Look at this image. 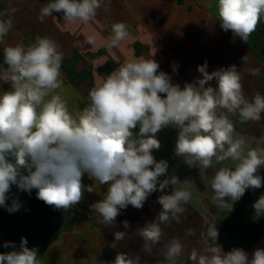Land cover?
<instances>
[{
	"label": "clouds",
	"instance_id": "1",
	"mask_svg": "<svg viewBox=\"0 0 264 264\" xmlns=\"http://www.w3.org/2000/svg\"><path fill=\"white\" fill-rule=\"evenodd\" d=\"M101 6L102 0H53L41 7L38 19L43 22L45 17L62 12L68 23H88ZM262 15L264 0H218L222 30H230L244 42ZM12 27V19L0 18V43ZM111 31L113 47L129 35L124 22L113 23ZM58 49L55 41L39 36L30 45L3 49L7 68L0 70V80L11 88L0 93V207L9 213L21 207L18 198H13L11 205L7 203L13 185L29 194L37 190V199L55 209L74 207L82 201L85 190L93 192L92 185L82 182L85 174L107 185L103 199L90 205L105 226L114 225L122 209L129 205L141 209L152 193L160 192L157 202L161 210L154 221L138 228L144 240L142 251L150 253L163 235L160 225L178 222L192 195L186 181L183 188L173 187L180 180L175 175L169 177L168 162L157 161L153 155L161 147L157 134L169 126L178 130L174 154L189 168H210L213 158L217 162L238 161L234 168H219L211 179L212 200L220 207L231 211L246 190L264 186V177L259 174L264 168V150L249 148L245 152V140L234 139L233 122L225 114H239L241 122L259 121L264 95L245 96L235 65L211 73L206 63L199 65L202 78L181 88L160 70L154 58L141 57L122 64L93 87L90 105L73 118L61 96L51 95L62 84L63 53ZM177 67L173 64V71ZM258 73L256 69L251 74ZM213 80L215 87L209 84ZM170 185L168 193L165 190ZM252 207L257 216L264 215V195ZM122 224L128 229L127 220ZM113 235L115 242L121 241L126 231ZM218 235L217 226L210 225L207 236L217 246L200 255L199 264H264V248H256L251 257L242 248L224 252L217 243ZM115 242L111 247L115 248ZM27 244L21 237L16 250L15 244L6 242L4 247L13 250L0 253V264H41L38 249ZM182 252L180 241L173 239L165 245L163 256L167 264H178ZM191 258L197 259L195 251ZM109 264H140V257L118 252Z\"/></svg>",
	"mask_w": 264,
	"mask_h": 264
},
{
	"label": "crops",
	"instance_id": "2",
	"mask_svg": "<svg viewBox=\"0 0 264 264\" xmlns=\"http://www.w3.org/2000/svg\"><path fill=\"white\" fill-rule=\"evenodd\" d=\"M51 2L53 0H0V13H7L0 18L13 21V27L0 43V53L4 55L3 49L7 46L30 45L38 36L55 41L63 53L62 84L51 95L61 96L73 118H78L90 105L87 85H99L122 64L141 57L154 58L160 70L169 69L174 73H179L180 64L185 61L193 82L202 78L197 71L199 65L206 63L209 73L235 65L242 77L245 96L251 99L257 92L264 95V15L244 42L230 30H222L218 0H102L101 8L88 23H68L58 13L41 22L38 19L40 9ZM115 22L126 23L129 32L117 47L111 46V27ZM135 37L140 42H135ZM89 38L93 43H88ZM173 64L178 65L176 71H173ZM5 68L0 64V70ZM256 69L259 73L252 75ZM209 84L215 87L216 81ZM10 88V84L0 80V93ZM51 95L45 99H50ZM225 114L232 120L234 129L245 138L255 141V135L264 131V113L255 122H241L239 114ZM226 166L235 167L232 164ZM259 172L264 174V169ZM209 175H214L212 167ZM185 181L191 199L184 205L185 211L179 214L178 222L170 220L160 225L163 235L150 253L142 251L144 240L138 228L154 221L161 210L157 202L160 192L152 193L141 209L131 205L122 209L114 225L105 226L90 205L103 199L107 185L89 179L87 174L82 182L86 186L92 185L93 192L85 190L82 201L68 209L48 206L37 199V190L33 189L29 194L13 185L7 203L11 205L12 199L18 198L21 207L13 213L0 207V253L13 250L11 246L4 247L6 242L15 244V249L19 250L21 237H24L29 248L38 249L41 264H109L118 252L131 257L138 255L140 264H167L163 256L165 245L177 239L183 246L178 264H199V256L217 246L207 236L208 227L213 224L219 233L217 243L224 252L242 248L251 257L256 248H264V227L234 231L222 218L221 211L229 208L216 206L204 196V190L200 192L204 187L197 189L192 180ZM185 181L180 180L173 187L183 188ZM165 191L170 193L172 186ZM255 192L259 198L264 193V186L253 190ZM227 202L230 203V198ZM254 202L253 196L242 197L233 203L232 209L238 213L243 206ZM125 220L129 223L128 229L123 227ZM117 231H126V235L115 242L113 233ZM245 236L251 238L243 240ZM114 242L115 248L111 247ZM193 251L197 253L196 260L191 258Z\"/></svg>",
	"mask_w": 264,
	"mask_h": 264
},
{
	"label": "rangeland",
	"instance_id": "3",
	"mask_svg": "<svg viewBox=\"0 0 264 264\" xmlns=\"http://www.w3.org/2000/svg\"><path fill=\"white\" fill-rule=\"evenodd\" d=\"M135 38L137 39V40L134 39L135 42H140L137 37ZM183 63L181 62L180 64L181 66H180V69L178 70L179 73H174L172 72V70H169V69L168 70L161 69V71L167 73L171 77L172 83L179 84L181 88H183L185 83L193 82L189 78L190 75L188 73V65H186L187 63L185 61ZM110 67L113 68L114 66L110 65ZM93 87L94 86H92L91 84L87 85L88 89H86V92L88 93V99H89V92ZM239 126L241 127L242 125H239ZM133 131L135 135V133H138V128ZM177 135H178V130L171 126L162 129L157 134V139H159L161 147L159 150L153 151V155L155 159L157 161L163 159L168 162L169 168H168L167 175L169 177H171L172 175H175L181 181H185L187 179L192 180V184H195L197 186V189L199 187H204V189H201L200 192L204 190L205 191L204 196H206V198H208L209 201H213L212 196L214 195V192L211 188V179L215 175V172L218 171L219 168H221L222 166L231 165V164L235 165L238 163V161H232L231 159H228L222 162H217L215 158H213V164H212V168L214 170L213 176L209 175V170L211 169V167L204 169V170H200L197 167L189 168L183 162V159L181 157H177L174 154V148H175V142L177 139ZM233 137L234 139L243 138L245 140L246 142L245 152L249 148L264 150V131L262 132L261 135H258V136L255 135V141L250 140L249 137L245 138V135L236 129H234ZM225 147H227V145ZM261 169H264V168H261ZM259 174L262 177H264V174H262L261 172H259ZM161 178L164 179L166 177H161ZM261 195H264V193H262ZM249 196H253L255 198V201L258 198L256 192L253 193L252 189L246 190L243 197L246 198ZM214 203L217 206L218 203L217 202H214ZM221 212H222V218L223 220H225L224 222H228L229 227H231V229H233L234 231L244 232L245 229L251 230V229H259L261 227H264V215L257 216L255 214V210L253 209L252 205L243 206L240 209V212L238 213L233 209L231 211L230 209L222 210ZM250 238L251 237L249 236H245L243 237V240L250 239Z\"/></svg>",
	"mask_w": 264,
	"mask_h": 264
},
{
	"label": "trees",
	"instance_id": "4",
	"mask_svg": "<svg viewBox=\"0 0 264 264\" xmlns=\"http://www.w3.org/2000/svg\"><path fill=\"white\" fill-rule=\"evenodd\" d=\"M58 15L63 17V13L62 12L58 13ZM0 64L7 67V65L4 64V55L2 53H0Z\"/></svg>",
	"mask_w": 264,
	"mask_h": 264
}]
</instances>
